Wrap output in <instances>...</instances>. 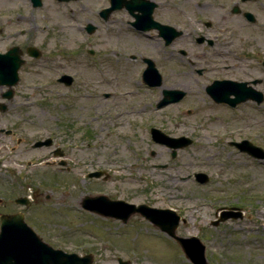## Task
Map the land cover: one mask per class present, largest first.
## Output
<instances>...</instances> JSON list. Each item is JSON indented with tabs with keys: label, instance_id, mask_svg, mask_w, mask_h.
<instances>
[{
	"label": "rangeland",
	"instance_id": "rangeland-1",
	"mask_svg": "<svg viewBox=\"0 0 264 264\" xmlns=\"http://www.w3.org/2000/svg\"><path fill=\"white\" fill-rule=\"evenodd\" d=\"M10 2L14 13L28 20L9 26V37L0 34V53L26 45L41 57L23 53L11 99L2 97L7 87L0 86V104L6 106L0 112V214L19 211L14 200L37 192L25 221L52 247L90 253L92 264H118V258L129 264H192L176 242L139 215L123 226L79 209L80 199L103 191L135 205L175 211L176 235L199 239L207 264H264V159L230 144L245 139L264 149V102L232 109L205 93L212 80L258 77L253 60L264 59V39L224 38L210 49L179 38L163 52L161 41L136 35L122 11L101 21L97 12L106 0H42L36 9L28 0ZM87 23L97 26L95 33H85ZM212 29L217 32L215 24ZM181 49L187 57L178 54ZM143 57L154 60L160 86L143 83ZM187 60L202 74L184 67ZM62 74L73 78L71 86L57 82ZM161 86L186 96L156 109ZM151 127L193 143L172 157L151 140ZM48 137L64 148L71 174L45 165L55 159L51 147L32 148ZM91 169H104L110 177L85 179ZM198 172L207 175L206 184L195 181ZM224 210L241 216L213 226Z\"/></svg>",
	"mask_w": 264,
	"mask_h": 264
},
{
	"label": "water",
	"instance_id": "water-1",
	"mask_svg": "<svg viewBox=\"0 0 264 264\" xmlns=\"http://www.w3.org/2000/svg\"><path fill=\"white\" fill-rule=\"evenodd\" d=\"M33 7L41 5L40 0H30ZM69 1V0H58ZM124 0H111V7L104 10L101 16L107 17L111 11L120 9ZM127 8L132 9L127 4ZM145 25V19L140 21ZM89 32L93 31V27L88 26ZM165 37V44H170L177 36L178 32H173L169 29H162ZM203 39L198 40L202 42ZM31 57H39L40 53L33 48L28 49ZM20 52L17 47L10 49L6 54L0 55V85L11 87L16 84L17 70L23 61L19 58ZM264 64V61H263ZM59 81L64 82L65 85H70L72 79L69 76H63ZM143 81L149 86H159L161 84V77L155 70L153 63L148 60V67L143 73ZM254 84L256 81L253 82ZM207 94L216 103H225L231 107L247 100H253L260 104L263 100L261 93L246 87V83H237L232 81H214L206 88ZM185 95L184 92L176 91H163V98L157 103V108H161L170 103H176ZM12 96L11 90L3 94V97L10 99ZM233 96V98H230ZM0 110L4 111L5 106L0 105ZM152 139L161 145H165L172 149V155H175V150L184 148L192 143L188 138H171L156 129H151ZM49 140L36 143L34 147L48 146ZM239 150L247 152L248 154L256 157L263 158L264 154L258 147L251 145L248 141L235 143ZM101 173L89 174V177H99ZM197 182L204 184L208 181L205 174H195ZM19 203H26V201H19ZM83 207L87 210L96 212L102 216L114 217L121 219L123 222L138 213L159 227L162 231L166 232L169 236L174 238L185 255L190 258L193 264H206L204 259V247L198 242L195 237L181 238L175 235V230L178 225L179 217L175 216L171 210H156L151 209L146 205L126 204L122 201H109L104 196L85 197L82 203ZM169 217V218H168ZM230 217L236 218L237 215L232 213H222L221 218L214 222L217 225L219 221H223ZM0 264H91V257L84 256L78 257L75 254H65L61 250H54L51 246L41 241L37 235L26 226L23 222L21 214L2 215L0 217ZM120 264H127L126 262L119 261Z\"/></svg>",
	"mask_w": 264,
	"mask_h": 264
},
{
	"label": "flooded vegetation",
	"instance_id": "flooded-vegetation-1",
	"mask_svg": "<svg viewBox=\"0 0 264 264\" xmlns=\"http://www.w3.org/2000/svg\"><path fill=\"white\" fill-rule=\"evenodd\" d=\"M10 1L12 0H0V23L1 25L3 24L0 28V34L4 35V37H9V35L12 34L10 27L13 23L19 25L20 21L23 20L25 23L26 20H28L27 15L19 12L14 13V9ZM125 2H130L134 6L133 15H131L127 9H122L123 14L129 19L137 21L141 17H146L148 23L153 21V23L155 22L160 25L172 26L181 32V36L179 38L191 40L203 37L213 40L235 37L264 39V0H125ZM187 7H190L191 9H188ZM202 18L206 19L203 20ZM212 24L217 26V32H215L214 29V34H211L213 32L210 31L213 30ZM201 25L204 27V33ZM139 27V30L135 29V33L138 36L147 40H160L159 30L152 28L143 30L141 26ZM24 31V28L18 30L21 38L26 36V32ZM26 47L28 46L22 45L21 50H24ZM162 57L163 56H161V58ZM168 60H171V53H169ZM262 60V58L253 60V62H256V68L259 71V76L244 82H247L248 87H253L257 91L263 93L264 96V66L262 65ZM141 61L144 63L142 58ZM185 64L186 66L184 67L192 68L194 73L197 74V69L194 68V61L187 60ZM244 73H247V71H244ZM201 74L202 72H200L199 75ZM235 80L241 81L239 79ZM254 80L257 81L256 85H252L251 83ZM51 140L53 146L54 140ZM52 154L54 156L56 155V160L50 163L51 165L49 166L53 167L59 174H71L73 168L65 157L66 152L64 151V148L56 145L53 147ZM61 162H64L65 164L61 165ZM94 171H102L104 174L100 178L89 180H100L105 182L110 177L109 173L104 169H91L88 172ZM85 179L88 178L85 177ZM95 194H105L109 200L120 199L118 196L113 197L102 191H95ZM22 197L25 198L26 196ZM78 206L83 212L93 214L83 209L81 199L78 202ZM19 207L21 209L13 213H22L24 215V219H26V212L29 208L25 209L23 206ZM13 213L10 212L8 214ZM108 219H112L122 225V223L117 219ZM34 231L38 236H40L38 229H34Z\"/></svg>",
	"mask_w": 264,
	"mask_h": 264
},
{
	"label": "bare ground",
	"instance_id": "bare-ground-1",
	"mask_svg": "<svg viewBox=\"0 0 264 264\" xmlns=\"http://www.w3.org/2000/svg\"><path fill=\"white\" fill-rule=\"evenodd\" d=\"M167 87L165 86H161L160 89L163 90V89H166Z\"/></svg>",
	"mask_w": 264,
	"mask_h": 264
}]
</instances>
